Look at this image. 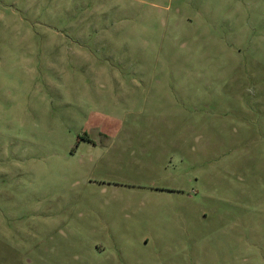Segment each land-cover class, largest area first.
Wrapping results in <instances>:
<instances>
[{"label": "rangeland", "instance_id": "obj_1", "mask_svg": "<svg viewBox=\"0 0 264 264\" xmlns=\"http://www.w3.org/2000/svg\"><path fill=\"white\" fill-rule=\"evenodd\" d=\"M0 264H264V0H0Z\"/></svg>", "mask_w": 264, "mask_h": 264}]
</instances>
